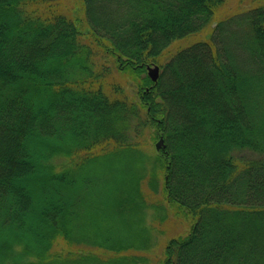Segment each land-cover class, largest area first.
Segmentation results:
<instances>
[{
	"label": "trees",
	"instance_id": "16d2710c",
	"mask_svg": "<svg viewBox=\"0 0 264 264\" xmlns=\"http://www.w3.org/2000/svg\"><path fill=\"white\" fill-rule=\"evenodd\" d=\"M150 207L264 264V0H0V264H154Z\"/></svg>",
	"mask_w": 264,
	"mask_h": 264
},
{
	"label": "rangeland",
	"instance_id": "374dc122",
	"mask_svg": "<svg viewBox=\"0 0 264 264\" xmlns=\"http://www.w3.org/2000/svg\"><path fill=\"white\" fill-rule=\"evenodd\" d=\"M130 91L132 93H135L136 89L133 90V88L130 87ZM146 135L147 134H145V136ZM156 143L157 142H153L152 144L153 149ZM162 184H163V181H160L159 195L162 194V191H161ZM147 191H148V188H147V185H145L143 188V192H145V194H148ZM164 205L167 206L166 204ZM168 209H169V212H167L169 214L168 220L164 222L163 224H160V226H162V229H165L164 234L159 232L158 230L159 224L155 219L156 215H159V217H162L163 214L158 213L157 211L151 209V207L148 208V211H147L148 218L146 219L145 225L147 226L149 225L152 235H153V239L150 245L151 249L147 250V252H145L144 255L146 257H149V259L152 260L154 264H158L159 258H161L164 252L163 243L165 240H168V238L172 235L175 236L179 234H184L185 232L189 230V225L188 223H186V220H184L181 216L176 217L170 207H168ZM169 227H171L172 229L170 230ZM149 264H152V263H149Z\"/></svg>",
	"mask_w": 264,
	"mask_h": 264
},
{
	"label": "water",
	"instance_id": "95a60500",
	"mask_svg": "<svg viewBox=\"0 0 264 264\" xmlns=\"http://www.w3.org/2000/svg\"><path fill=\"white\" fill-rule=\"evenodd\" d=\"M146 71L148 72V76L149 78H151V80L153 82H156L160 76V69L157 65L153 64V65H150V66H147L146 67ZM163 143H164V140L163 138H161L157 143H156V148L159 150L162 148L163 146Z\"/></svg>",
	"mask_w": 264,
	"mask_h": 264
}]
</instances>
